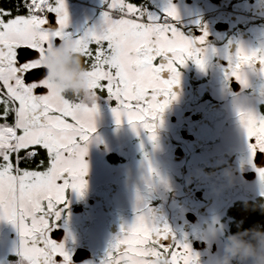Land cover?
I'll use <instances>...</instances> for the list:
<instances>
[{"label": "flooded vegetation", "instance_id": "flooded-vegetation-1", "mask_svg": "<svg viewBox=\"0 0 264 264\" xmlns=\"http://www.w3.org/2000/svg\"><path fill=\"white\" fill-rule=\"evenodd\" d=\"M12 2L0 0V5ZM87 2L102 11L91 9L86 32L95 19L104 22L108 10L106 0ZM136 2L151 16H162L174 6L178 19L173 23L197 42L203 67L194 59L176 65L180 76L172 87L175 98L150 121L156 125L154 133L140 124L133 128L126 118L96 128L82 145L87 149V186L82 193L66 192L51 236L64 245L72 264H104L122 228L144 215L157 228L167 227L170 243L187 244L195 264H217L227 237L238 234L240 240L255 243L264 234V181L258 172L264 169V153L251 156L238 116L240 110L264 116V64L257 59L242 66L246 84L232 75L239 49L264 52V0ZM62 45L56 37L55 48L49 47L42 59L45 67L49 53ZM161 75L168 79L171 74ZM87 92L94 93L86 77ZM95 104L97 114L116 107L103 97ZM21 242L18 226L0 219V264H21Z\"/></svg>", "mask_w": 264, "mask_h": 264}, {"label": "snow or ice", "instance_id": "snow-or-ice-1", "mask_svg": "<svg viewBox=\"0 0 264 264\" xmlns=\"http://www.w3.org/2000/svg\"><path fill=\"white\" fill-rule=\"evenodd\" d=\"M106 5L99 33L90 40L67 41L81 55L97 98L116 102L112 112L117 124L126 118L133 128L140 124L154 133L156 125L150 121L175 98L172 87L180 76L176 65L194 59L203 67L201 49L173 23L178 19L174 6L162 16H151L136 0H106ZM50 13L61 29L67 25L64 0L0 5V219L18 226L21 264H72V256L51 233L66 192L82 193L87 186V149L82 144L96 131L98 104L85 107L66 98L47 79L42 59L52 37L62 36L45 29ZM257 59L264 64V52L239 49L232 75L246 84L242 66ZM165 71L171 74L168 79L162 78ZM238 116L251 156L264 153V116L244 110ZM148 170L154 172L151 164ZM258 172L264 181V169ZM168 231L137 215L122 228L104 264H195L189 246L170 243Z\"/></svg>", "mask_w": 264, "mask_h": 264}, {"label": "rangeland", "instance_id": "rangeland-1", "mask_svg": "<svg viewBox=\"0 0 264 264\" xmlns=\"http://www.w3.org/2000/svg\"><path fill=\"white\" fill-rule=\"evenodd\" d=\"M64 4L66 6V10L68 13V23L67 25L59 30H47L49 32L55 33L57 31L62 33V36L59 38L62 39V47L67 42V40H77V39H86L89 34L99 33L103 27L104 22H98L97 19L95 24L92 27H89L88 31L86 32V18H91L93 16V10L102 11L98 4H94L92 2L86 3V0H64ZM92 36V35H91ZM57 36L52 37V44L50 48H55L54 43ZM71 53L76 52L74 47L70 50ZM47 65L51 67L50 63L48 62ZM71 78L68 80H62L60 83L53 81V75L50 79V83L55 87V89L62 94L64 88H82L85 91V95L83 101L78 102L79 104L86 107V75L85 72H70ZM86 115V114H85ZM115 120L113 115L112 109L108 108L105 111L96 115L95 125L96 128L100 127L102 124L110 121ZM116 121V120H115ZM122 122L123 119H121ZM82 145L86 146V142ZM206 176V175H205Z\"/></svg>", "mask_w": 264, "mask_h": 264}, {"label": "clouds", "instance_id": "clouds-1", "mask_svg": "<svg viewBox=\"0 0 264 264\" xmlns=\"http://www.w3.org/2000/svg\"><path fill=\"white\" fill-rule=\"evenodd\" d=\"M73 47V42L67 41L63 47H58L49 53L53 79L57 83L71 78L68 65L69 60L72 58L70 50ZM74 59L76 63L72 70L83 71V67L79 62L80 57L77 56ZM86 95L88 103L95 104L97 102V96L94 93L87 92ZM248 260H251L252 264H264V234L257 238L255 243L240 240L238 234L227 237L217 264H245Z\"/></svg>", "mask_w": 264, "mask_h": 264}, {"label": "trees", "instance_id": "trees-1", "mask_svg": "<svg viewBox=\"0 0 264 264\" xmlns=\"http://www.w3.org/2000/svg\"><path fill=\"white\" fill-rule=\"evenodd\" d=\"M77 56L80 57L79 62L83 67V71H73L72 70L75 63H76L74 58ZM71 57L72 58L69 60V65H68L69 71L70 72H78V73L84 72L85 68H84V65H83L82 60H81V55L78 54L77 52H74V53H72ZM84 95H85V91L82 88H75V87L68 88L66 93H65L66 98H69V99L77 101V102L83 101Z\"/></svg>", "mask_w": 264, "mask_h": 264}, {"label": "water", "instance_id": "water-1", "mask_svg": "<svg viewBox=\"0 0 264 264\" xmlns=\"http://www.w3.org/2000/svg\"><path fill=\"white\" fill-rule=\"evenodd\" d=\"M60 26L57 23V16L54 13L49 14V22L47 25H45V29H58ZM61 43L60 39L56 40V45H59ZM50 68L46 67V75L50 74Z\"/></svg>", "mask_w": 264, "mask_h": 264}]
</instances>
